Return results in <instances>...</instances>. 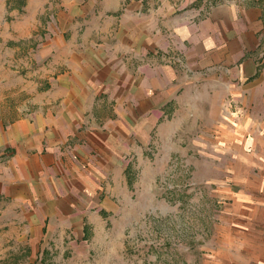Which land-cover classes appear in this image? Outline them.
<instances>
[{
    "label": "rangeland",
    "instance_id": "obj_1",
    "mask_svg": "<svg viewBox=\"0 0 264 264\" xmlns=\"http://www.w3.org/2000/svg\"><path fill=\"white\" fill-rule=\"evenodd\" d=\"M263 233L264 0H0V264H251Z\"/></svg>",
    "mask_w": 264,
    "mask_h": 264
},
{
    "label": "crops",
    "instance_id": "obj_2",
    "mask_svg": "<svg viewBox=\"0 0 264 264\" xmlns=\"http://www.w3.org/2000/svg\"><path fill=\"white\" fill-rule=\"evenodd\" d=\"M242 12H243V14H241V15H242L243 23H246L248 25V27H249L248 32L251 33L249 35L253 36L252 31L253 30L256 31L258 28L257 23H259V22L257 21V17L260 14V9L258 7H255V6H247L245 8V10ZM231 32L233 33L234 31L231 29ZM246 34L247 33L244 32V35H246ZM247 37H248V35H247ZM247 37H244L243 32H240L239 37L237 36V33H236V37L234 38V40L236 41V43H238V40H240V38L245 40ZM245 46H247V42H245ZM248 60H249V58H248ZM250 61L251 62H248V63H254L251 58H250ZM257 236H259V235H257ZM255 240H256V242L247 243L249 248L252 247L254 244H257L256 245V255L253 256L254 260H253V262H251V264H264V235L259 236V239H258V237H256Z\"/></svg>",
    "mask_w": 264,
    "mask_h": 264
}]
</instances>
